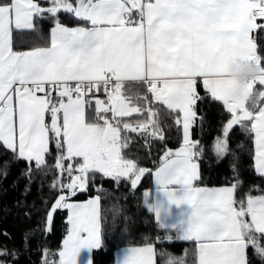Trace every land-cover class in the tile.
<instances>
[{
	"label": "snow or ice",
	"instance_id": "obj_1",
	"mask_svg": "<svg viewBox=\"0 0 264 264\" xmlns=\"http://www.w3.org/2000/svg\"><path fill=\"white\" fill-rule=\"evenodd\" d=\"M61 11L90 27H65L58 19ZM45 16L54 25L50 46L14 51L13 31L34 32L35 20ZM261 34L264 0H50L47 8L35 0H0V146L12 154L3 166L28 162L31 181L54 145L55 168L70 178L53 185L62 194L46 217L50 224L57 209L69 213L61 264H92L91 255L85 259L81 253L101 247L100 197L86 204L71 197L86 191L95 173L117 183L128 178L135 189L149 171L122 156L127 137L122 140L121 132L143 135L151 126L152 137L164 140L152 119L155 110L135 106L132 97L122 95L126 81L142 85L144 99L151 94L149 103L166 105L182 129L181 147L166 151L154 173L157 198L145 201L159 226L195 241L198 264H250L249 249L264 259V195L237 199L238 182L217 189L194 186L202 149L192 139L193 125L203 120L196 110L203 100L202 82L230 114L214 142L215 155L223 159L231 153L230 133L240 126L254 135L256 171L264 176V106L257 104L264 101V91L254 94L257 83L264 86L256 42ZM252 65L259 71L247 79L234 71ZM98 92L107 101L95 99L92 117L88 97ZM144 111L147 120L123 122L122 128L120 121L112 122ZM174 206L181 210L179 218L165 223ZM122 251L118 264H156L151 244ZM8 254L0 251V256Z\"/></svg>",
	"mask_w": 264,
	"mask_h": 264
},
{
	"label": "trees",
	"instance_id": "obj_2",
	"mask_svg": "<svg viewBox=\"0 0 264 264\" xmlns=\"http://www.w3.org/2000/svg\"><path fill=\"white\" fill-rule=\"evenodd\" d=\"M42 8L50 4V0H35ZM75 4L76 0H72ZM60 23L67 27L85 26L86 22L72 14L61 11L58 14ZM36 30L14 31V51H28L34 47H45L49 44V33L54 26L52 19L45 16L35 20ZM257 54L264 64V34L256 39ZM264 91V86L256 84L254 94ZM198 92L203 100L197 104V122L192 128V139L200 142L202 155L197 160L200 166V179L196 185L201 188L217 189L239 183L236 192L237 199H246L248 194L264 195V176L256 171L254 135L235 126L230 133L231 153L219 159L213 145L221 135L223 124L230 118L222 102L214 101L206 92L202 82ZM146 89L137 82L126 81L122 95L132 97V104L144 109L151 107L156 115L152 117L158 125L164 140L158 136L153 138L152 128L141 134L138 132H121L122 140L127 137V147L121 149L126 159L133 160L138 167L149 170L142 176L137 187H131L128 178H122L118 183L112 178L95 173L94 179L84 192H77L71 201H86L100 197L101 206V247L94 249L91 255L92 264H115L116 254L126 247H139L151 244L156 249V264H197V249L194 242L178 238L176 229L161 228L154 212L148 210L145 201H153V172L162 164L166 151L177 149L182 145V129L175 123V113L167 109L159 101L144 99ZM96 97L107 101V95L98 92ZM96 97L89 96L93 108L87 113L95 116ZM139 98V99H137ZM249 106L251 101L248 102ZM258 106H264V101L257 100ZM86 113V115H87ZM108 117L112 118L109 112ZM148 119V112L133 113L128 117H116L113 123L120 121L135 124ZM103 123V121H101ZM57 152L50 144L46 154V165L33 171L32 179H28V162L15 160L5 168L4 162L12 161V154L0 146V251L9 254L0 256V261L6 264H61L59 253L62 243L68 233V211L57 209L53 214L51 224L46 223V217L52 210L58 197L62 194L58 187L60 183H68L67 174H61L55 168ZM68 161H65L67 165ZM35 167L34 162L32 163ZM235 166L236 171H233ZM6 175H3L4 172ZM77 173H73L76 175ZM91 175V174H90ZM149 193L145 197V193ZM66 193V190H65ZM247 219H250L248 217ZM15 255H12V254ZM250 264H264V259L258 257L252 249L248 250Z\"/></svg>",
	"mask_w": 264,
	"mask_h": 264
},
{
	"label": "crops",
	"instance_id": "obj_3",
	"mask_svg": "<svg viewBox=\"0 0 264 264\" xmlns=\"http://www.w3.org/2000/svg\"><path fill=\"white\" fill-rule=\"evenodd\" d=\"M65 27H67V26H65ZM76 27H90V25L89 24H87V25H85V26H76ZM76 27H67V28H76ZM52 29V28H51ZM14 31H16V30H14ZM13 31V32H14ZM24 31H28V30H24ZM49 38V44H48V46H50V40H51V30H50V33H49V36H48ZM14 50V49H13ZM258 84V83H257ZM255 87V86H254ZM96 98H98V97H96ZM254 147H255V142H254ZM255 152H256V148H255ZM255 162H256V156H255ZM161 166V165H160ZM159 166V167H160ZM158 167V168H159ZM158 168H156V170L158 169ZM155 170V171H156ZM155 171L153 172V177H152V182H153V187H152V190H151V195H152V197H153V202L155 201V199L157 198V192H156V189H157V184H156V180H155V175H154V173H155ZM259 174V173H258ZM260 175V174H259ZM197 181L198 180H196V181H194L193 183H194V186H196V187H198L197 185H196V183H197ZM94 198H96V197H94ZM94 198H90V199H88V200H86V201H71V202H74V203H82V204H86V203H88L90 200H92V199H94ZM180 209H178V208H176L175 206L173 207V209H172V216L171 217H165L164 219H165V223H173L176 219H178L179 218V216H180ZM99 213H100V216H101V206H100V202H99ZM68 215H69V213H68ZM156 218V217H155ZM100 232H101V218H100ZM68 238V235H67V237H65V239L63 240V243H62V250L64 249V242H65V240ZM185 241V240H184ZM190 242H194L195 243V246H196V249H197V244H196V242L195 241H190ZM101 245H102V238H101ZM141 247H144V246H139V247H126V248H123V249H121V250H119L118 252H117V254H116V259H115V264H118V262H119V260L123 257V255H124V252L122 251V250H124V249H133V248H141ZM153 248H154V250H155V253H156V249H155V247L153 246ZM94 250V249H93ZM92 250V251H93ZM92 251L89 253L88 251H85V252H83V253H81V255H82V257H84L85 259H87V257L89 256V255H92ZM155 259H156V256H155ZM197 262H198V249H197ZM198 264V263H197Z\"/></svg>",
	"mask_w": 264,
	"mask_h": 264
},
{
	"label": "clouds",
	"instance_id": "obj_4",
	"mask_svg": "<svg viewBox=\"0 0 264 264\" xmlns=\"http://www.w3.org/2000/svg\"><path fill=\"white\" fill-rule=\"evenodd\" d=\"M234 71H236L238 73V75L241 79H247L248 77H250V76L254 75L256 72H258L259 69L256 66L252 65V66H244V67L239 68V69H234Z\"/></svg>",
	"mask_w": 264,
	"mask_h": 264
},
{
	"label": "rangeland",
	"instance_id": "obj_5",
	"mask_svg": "<svg viewBox=\"0 0 264 264\" xmlns=\"http://www.w3.org/2000/svg\"><path fill=\"white\" fill-rule=\"evenodd\" d=\"M50 6V4L47 6V7H49ZM46 7V8H47ZM70 182V181H69ZM53 214H54V212L52 213V219H53ZM51 222H52V220H51ZM51 224V223H50ZM69 228H70V225L68 226V231H69ZM67 235H68V233H67ZM67 235H66V237H67Z\"/></svg>",
	"mask_w": 264,
	"mask_h": 264
},
{
	"label": "water",
	"instance_id": "obj_6",
	"mask_svg": "<svg viewBox=\"0 0 264 264\" xmlns=\"http://www.w3.org/2000/svg\"><path fill=\"white\" fill-rule=\"evenodd\" d=\"M180 148V147H179ZM179 148H177V149H173V150H171V151H173V152H175L176 150H178ZM146 174V173H145Z\"/></svg>",
	"mask_w": 264,
	"mask_h": 264
},
{
	"label": "built area",
	"instance_id": "obj_7",
	"mask_svg": "<svg viewBox=\"0 0 264 264\" xmlns=\"http://www.w3.org/2000/svg\"><path fill=\"white\" fill-rule=\"evenodd\" d=\"M89 95H91V94H89Z\"/></svg>",
	"mask_w": 264,
	"mask_h": 264
}]
</instances>
